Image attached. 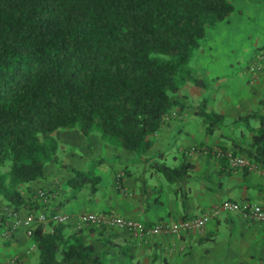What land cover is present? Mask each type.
<instances>
[{
  "label": "trees",
  "instance_id": "trees-1",
  "mask_svg": "<svg viewBox=\"0 0 264 264\" xmlns=\"http://www.w3.org/2000/svg\"><path fill=\"white\" fill-rule=\"evenodd\" d=\"M232 12L229 0H0V199L9 209L0 228L9 213L38 212L28 185L44 179L45 164L66 169L57 160L59 131L94 134L142 158L165 116L185 107L179 91L206 88L190 59L205 31ZM258 104L231 122L250 134L242 146L229 134L231 123L205 112L203 102L197 115L206 135L221 123L230 145L223 150L264 167V93ZM70 172L74 191L98 180ZM81 233L35 224L28 237L35 264H106Z\"/></svg>",
  "mask_w": 264,
  "mask_h": 264
},
{
  "label": "crops",
  "instance_id": "crops-1",
  "mask_svg": "<svg viewBox=\"0 0 264 264\" xmlns=\"http://www.w3.org/2000/svg\"><path fill=\"white\" fill-rule=\"evenodd\" d=\"M233 14L206 30L190 59L189 66L201 76L206 88L188 85L179 91L185 97V107L165 116L142 158L104 146L99 139L91 138L87 145L91 136L84 138L74 130L63 132L69 135L68 140L80 144L73 153L84 150L85 156L63 155L66 169L45 164L44 179L28 185L33 197L37 191L48 196L46 214L111 213L151 225L191 218L224 202L264 207V177L258 172L231 169L225 160L214 158L211 148L230 149V145L206 136L197 115L203 102L205 112L220 115L227 124L256 111L263 100L264 72L251 75L248 68L264 50V44L260 47L254 41L249 52L243 53L236 45L240 32L230 26L236 22ZM249 124L257 127L255 121ZM236 130L237 134H231L234 142L246 145L250 134L240 124ZM240 130L243 138H239ZM191 148L199 153H187ZM70 170L86 172L98 180L74 191L67 185L72 177ZM116 175L120 176L121 189H116ZM90 187L94 188L92 193ZM16 215L23 217L26 213ZM9 222L7 217L5 223ZM81 235L85 241L96 242L106 264H264V226L247 220L239 211L221 213L200 234L189 231L148 238L120 229L89 227ZM34 256V246L21 230L7 242H0V264H34ZM13 257L14 263L10 259Z\"/></svg>",
  "mask_w": 264,
  "mask_h": 264
},
{
  "label": "built area",
  "instance_id": "built-area-1",
  "mask_svg": "<svg viewBox=\"0 0 264 264\" xmlns=\"http://www.w3.org/2000/svg\"><path fill=\"white\" fill-rule=\"evenodd\" d=\"M251 75L264 72V50L257 54L254 63L248 68ZM210 154L214 158L225 160L229 168H241L247 172H258L264 177V167L252 162L244 157L233 154L229 150L221 148H211ZM189 154L199 153L191 148L187 151ZM116 189H121L120 176L116 175ZM37 203L42 207V211L33 214H26L19 217L16 214H8L10 222L0 228V242H7L13 233L18 230L23 231L28 238L35 224H65L72 228H105L120 229L134 236L154 237V236H176L185 232H195L200 234L207 223L217 218L221 213H230L239 211L249 221L264 226V207L254 203H233L224 202L216 207L205 210L198 215L173 222H155L151 225H145L136 220L117 216L111 213H82L72 216L68 213L53 212L46 214L48 196L43 191H37L34 194ZM18 214V213H17Z\"/></svg>",
  "mask_w": 264,
  "mask_h": 264
},
{
  "label": "rangeland",
  "instance_id": "rangeland-1",
  "mask_svg": "<svg viewBox=\"0 0 264 264\" xmlns=\"http://www.w3.org/2000/svg\"><path fill=\"white\" fill-rule=\"evenodd\" d=\"M229 3L231 4L233 8L232 14L234 13L232 18L236 20V22H234L230 26L231 27L233 26L234 28L238 30V32H240V33H237L236 45L240 47V49L245 54L249 52L248 48L249 46L253 45L254 41H258L259 43L258 45L261 47L264 44V0H229ZM223 52H226V51L223 50ZM254 52H255V48L252 49L250 57H253ZM243 65H244L243 67L245 68L246 62H244ZM219 124L221 123L217 122L216 125L219 126ZM227 124H230V123H227ZM216 125L212 127V133L210 136H212L211 138L213 139L217 137L218 140L224 141L225 140L224 137L220 135L224 131L219 130V127H217ZM235 125L236 124L234 123L230 124L231 126L230 128L232 131L229 134H232V135L237 134ZM63 132L65 131H61V132L59 131L55 134V139L57 143L61 146V149L58 150L57 152L58 154L57 160L65 164L67 163V159H65V157L63 158L62 157L63 155H69L73 157L75 155L76 158H81V154H83L82 156H85V153L83 152L84 150L83 151L79 150L78 152L73 153L75 149L79 148L80 144L79 142L74 141V139L68 140L69 135H65ZM224 134H228V133H224ZM90 136L91 137L89 138V140L86 141L87 145L91 143L90 141L91 138H92V141H93V138L99 139L97 135L92 134ZM206 136H209V135H206ZM63 147H64V150L61 152ZM84 147L85 146H83V149L86 150L87 148H84ZM47 168H50V167H47ZM8 210L9 209H7L4 202L0 199V213H4V212L6 213L8 212ZM70 229L73 231L82 232L83 229H86V228L76 229V228L70 227ZM34 257H35V262H36V256ZM10 259L12 260L13 263L16 260V258L14 257ZM259 264H262V263L260 262Z\"/></svg>",
  "mask_w": 264,
  "mask_h": 264
}]
</instances>
